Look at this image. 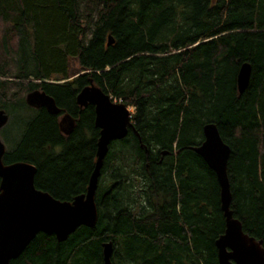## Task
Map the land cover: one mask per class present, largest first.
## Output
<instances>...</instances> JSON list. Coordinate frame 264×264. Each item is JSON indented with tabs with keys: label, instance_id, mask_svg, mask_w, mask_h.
I'll list each match as a JSON object with an SVG mask.
<instances>
[{
	"label": "trees",
	"instance_id": "obj_1",
	"mask_svg": "<svg viewBox=\"0 0 264 264\" xmlns=\"http://www.w3.org/2000/svg\"><path fill=\"white\" fill-rule=\"evenodd\" d=\"M91 83L133 108L102 162L96 222L62 241L37 232L10 264H103L108 241L111 264H218L220 189L192 149L206 123L230 148L232 216L264 250V0H0L2 161L33 164L58 200L84 193L94 166V109L76 103ZM38 88L58 114L26 104Z\"/></svg>",
	"mask_w": 264,
	"mask_h": 264
},
{
	"label": "water",
	"instance_id": "obj_2",
	"mask_svg": "<svg viewBox=\"0 0 264 264\" xmlns=\"http://www.w3.org/2000/svg\"><path fill=\"white\" fill-rule=\"evenodd\" d=\"M112 40L108 38V44ZM250 72L248 63H242L237 73V88L247 84ZM25 102L36 108L43 107L50 114H58L60 108L54 98L41 89L26 93ZM80 106L92 105L94 125L99 129L96 141L95 162L88 178L86 190L71 201L58 200L34 185L36 168L25 161L4 163L5 146L0 139V264H10L37 232L53 234L58 241L64 240L78 226H93L97 218L94 194L103 159L112 140L123 138L131 127V111L122 102L94 84L82 87L76 94ZM8 115L0 109V128ZM60 130L68 134L74 118L68 113L59 117ZM203 140L192 147L214 172L220 189V207L225 229L215 240L218 264H264V250L260 241L246 234L238 219L229 208L231 194L227 177V159L230 148L221 139L213 123L202 126ZM111 242L102 246L103 264H111Z\"/></svg>",
	"mask_w": 264,
	"mask_h": 264
},
{
	"label": "rangeland",
	"instance_id": "obj_3",
	"mask_svg": "<svg viewBox=\"0 0 264 264\" xmlns=\"http://www.w3.org/2000/svg\"><path fill=\"white\" fill-rule=\"evenodd\" d=\"M129 110L130 111H133V108L132 107H129ZM5 135L3 134V132H2V130H1V128H0V139H1V141L3 142V144H4V146L6 145V143H5ZM6 149V148H5Z\"/></svg>",
	"mask_w": 264,
	"mask_h": 264
},
{
	"label": "flooded vegetation",
	"instance_id": "obj_4",
	"mask_svg": "<svg viewBox=\"0 0 264 264\" xmlns=\"http://www.w3.org/2000/svg\"><path fill=\"white\" fill-rule=\"evenodd\" d=\"M39 89V88H38ZM36 108V107H35Z\"/></svg>",
	"mask_w": 264,
	"mask_h": 264
}]
</instances>
